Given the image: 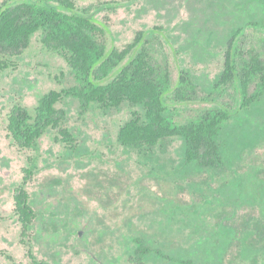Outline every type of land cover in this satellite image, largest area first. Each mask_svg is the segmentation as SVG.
<instances>
[{
	"label": "rangeland",
	"instance_id": "obj_1",
	"mask_svg": "<svg viewBox=\"0 0 264 264\" xmlns=\"http://www.w3.org/2000/svg\"><path fill=\"white\" fill-rule=\"evenodd\" d=\"M73 2L101 7L93 16L108 28V49L145 34L141 48L164 76V102L177 124L209 109L230 111L219 137L222 163L188 165L180 138L149 151L124 148L118 130L139 107L83 110L72 98L56 106L70 143L48 130L36 147L20 148L7 131L11 110L33 116L42 96L77 84L38 32L0 72V264H33L28 251L40 264H131L138 239L151 250L146 264H264V95L241 109L236 83L213 91L236 32L237 68L252 55L264 62V0ZM181 75L186 84L177 91ZM26 170L36 218L23 245L13 193Z\"/></svg>",
	"mask_w": 264,
	"mask_h": 264
},
{
	"label": "trees",
	"instance_id": "obj_2",
	"mask_svg": "<svg viewBox=\"0 0 264 264\" xmlns=\"http://www.w3.org/2000/svg\"><path fill=\"white\" fill-rule=\"evenodd\" d=\"M100 8L96 7L95 11ZM91 9H77L73 0H3L0 4V72L13 67L12 58L21 55L30 39L40 32L41 44L62 56L77 83L67 90L50 91L42 96L33 116L15 106L7 122V131L13 141L20 148L32 149L48 130H58L60 140L70 143V133L61 128L64 113L56 108L66 98L79 101L83 110L95 104L109 111L127 103L139 107L141 112H133L119 128L117 141L122 147L149 151L163 140L180 138L185 145L184 157L188 165L217 169L222 163L219 137L224 124L231 118L230 111L209 109L192 121L177 124L172 110L164 102V76L160 77L162 74L157 73L150 55L141 48L145 34L139 33L122 50L108 49L103 41L108 28L93 16L95 11ZM238 32L228 43L223 70L213 91H223L236 83L240 108L248 109L264 95V62L252 55L237 68L234 42ZM251 82L255 89L250 93ZM184 84L186 79L181 75L177 91L182 90ZM25 173L13 193L14 214L20 224L23 245L28 243L36 218L26 191L31 171ZM150 255L146 243L138 239L130 263L146 264ZM28 256L33 264H40L33 260L30 251Z\"/></svg>",
	"mask_w": 264,
	"mask_h": 264
}]
</instances>
